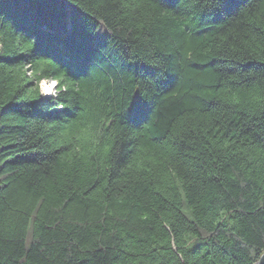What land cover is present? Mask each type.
Here are the masks:
<instances>
[{
  "label": "trees",
  "instance_id": "16d2710c",
  "mask_svg": "<svg viewBox=\"0 0 264 264\" xmlns=\"http://www.w3.org/2000/svg\"><path fill=\"white\" fill-rule=\"evenodd\" d=\"M263 254L264 0H0V264Z\"/></svg>",
  "mask_w": 264,
  "mask_h": 264
},
{
  "label": "rangeland",
  "instance_id": "374dc122",
  "mask_svg": "<svg viewBox=\"0 0 264 264\" xmlns=\"http://www.w3.org/2000/svg\"><path fill=\"white\" fill-rule=\"evenodd\" d=\"M53 83L54 82L51 81H41L40 89L43 96L50 97L54 95L55 89L53 87Z\"/></svg>",
  "mask_w": 264,
  "mask_h": 264
},
{
  "label": "snow or ice",
  "instance_id": "6c2138e0",
  "mask_svg": "<svg viewBox=\"0 0 264 264\" xmlns=\"http://www.w3.org/2000/svg\"><path fill=\"white\" fill-rule=\"evenodd\" d=\"M142 107L141 102L139 100V93H137L136 97H134L131 101L129 112L132 116H136L139 113L140 108ZM264 264V261H262Z\"/></svg>",
  "mask_w": 264,
  "mask_h": 264
},
{
  "label": "water",
  "instance_id": "95a60500",
  "mask_svg": "<svg viewBox=\"0 0 264 264\" xmlns=\"http://www.w3.org/2000/svg\"><path fill=\"white\" fill-rule=\"evenodd\" d=\"M53 87L55 89V83L53 84ZM262 261H264V254L259 258V260L255 264H262Z\"/></svg>",
  "mask_w": 264,
  "mask_h": 264
},
{
  "label": "clouds",
  "instance_id": "9594fccd",
  "mask_svg": "<svg viewBox=\"0 0 264 264\" xmlns=\"http://www.w3.org/2000/svg\"><path fill=\"white\" fill-rule=\"evenodd\" d=\"M54 84V83H53Z\"/></svg>",
  "mask_w": 264,
  "mask_h": 264
}]
</instances>
